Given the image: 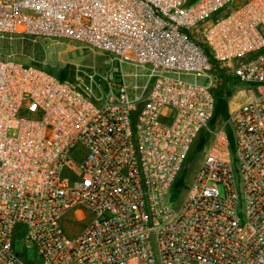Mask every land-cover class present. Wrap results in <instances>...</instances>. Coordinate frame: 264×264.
<instances>
[{"label": "built area", "instance_id": "2783aa9c", "mask_svg": "<svg viewBox=\"0 0 264 264\" xmlns=\"http://www.w3.org/2000/svg\"><path fill=\"white\" fill-rule=\"evenodd\" d=\"M0 35L113 65L79 86L0 59V264H264V0H0ZM226 64L242 101L209 129ZM72 211L91 220L68 237Z\"/></svg>", "mask_w": 264, "mask_h": 264}, {"label": "rangeland", "instance_id": "374dc122", "mask_svg": "<svg viewBox=\"0 0 264 264\" xmlns=\"http://www.w3.org/2000/svg\"><path fill=\"white\" fill-rule=\"evenodd\" d=\"M0 59L13 60L17 63L35 67L56 78L66 80L76 85L87 83L86 75L93 72L105 75L113 65L108 60V55L87 48L77 42L54 41L44 39L12 38L0 35ZM125 72L130 68L122 67ZM209 75L212 79V92L214 97V111L209 122V129H216L223 125L225 118L239 106L243 88L230 74L229 65H213ZM189 81L208 84L209 80L203 77H190ZM228 131V128L226 129ZM208 138L203 131L195 140L191 153L185 166L178 177L181 184H189L202 160L204 141ZM76 153L81 154L78 148L71 154L77 161ZM77 214L72 211L63 216L60 225L68 237H73L86 228L91 216L85 211ZM15 249L26 262H36V251L28 248L22 240V235L15 236Z\"/></svg>", "mask_w": 264, "mask_h": 264}, {"label": "trees", "instance_id": "16d2710c", "mask_svg": "<svg viewBox=\"0 0 264 264\" xmlns=\"http://www.w3.org/2000/svg\"><path fill=\"white\" fill-rule=\"evenodd\" d=\"M57 79L64 81L63 79H60V78H57ZM225 119H226V118H225Z\"/></svg>", "mask_w": 264, "mask_h": 264}, {"label": "crops", "instance_id": "0c3cea01", "mask_svg": "<svg viewBox=\"0 0 264 264\" xmlns=\"http://www.w3.org/2000/svg\"><path fill=\"white\" fill-rule=\"evenodd\" d=\"M242 98V97H241ZM241 101H242V99H241ZM241 103V102H240Z\"/></svg>", "mask_w": 264, "mask_h": 264}]
</instances>
